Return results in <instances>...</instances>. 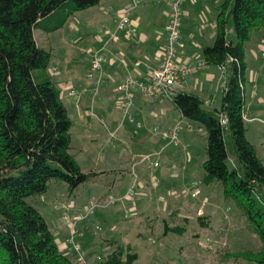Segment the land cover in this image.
<instances>
[{"label": "rangeland", "instance_id": "obj_1", "mask_svg": "<svg viewBox=\"0 0 264 264\" xmlns=\"http://www.w3.org/2000/svg\"><path fill=\"white\" fill-rule=\"evenodd\" d=\"M150 2L158 9L165 5ZM109 5L103 1L79 11L56 31H33L37 46L51 55L46 72L60 90L71 123V154L82 173L97 175L73 191L52 181L43 195L26 201L45 220L55 242L65 246L72 264H78V255L65 244L71 227L85 264H102L112 243L135 254L132 264H250L245 257L260 250L259 240L240 210L224 199L220 186L202 183L206 134L197 123L179 121L180 114L171 104L177 86L153 98L131 90L132 107L126 118L116 86L100 84L92 97L99 74L93 72L91 80L86 76L101 48L97 39H104L106 31L113 32L114 11ZM207 17L208 23L213 17L215 23L216 11ZM164 19L165 14L158 12V23ZM182 22L181 18L180 26ZM231 26L230 21L227 37L235 43ZM194 39L190 50L201 41L199 36ZM207 41L210 46L214 38L208 35ZM263 47L264 30L253 32L245 44L244 126L246 139L264 163ZM83 80L91 86L80 84ZM71 90L87 93L75 100L68 95ZM169 125L178 128L179 146L154 131L169 130ZM192 183L196 184L195 198ZM130 189L133 194L128 198ZM109 198L116 204L109 205ZM90 203L97 205L91 215L85 210Z\"/></svg>", "mask_w": 264, "mask_h": 264}, {"label": "trees", "instance_id": "obj_2", "mask_svg": "<svg viewBox=\"0 0 264 264\" xmlns=\"http://www.w3.org/2000/svg\"><path fill=\"white\" fill-rule=\"evenodd\" d=\"M103 1L0 0V264H72L26 199L43 195L52 181L73 191L97 174L82 173L71 154V123L46 72L51 55L37 46L33 31H56L69 16ZM215 11L214 41L201 53L203 66L219 68L223 81L228 72L220 105L210 109L184 92L173 93L171 104L181 118L205 131L202 183L218 184L224 199L240 210L260 243L245 260L264 264V163L244 126V50L250 35L264 30V0H222ZM230 21L235 43L227 37ZM135 259L112 243L101 263Z\"/></svg>", "mask_w": 264, "mask_h": 264}, {"label": "crops", "instance_id": "obj_3", "mask_svg": "<svg viewBox=\"0 0 264 264\" xmlns=\"http://www.w3.org/2000/svg\"><path fill=\"white\" fill-rule=\"evenodd\" d=\"M106 1L111 5L110 10L115 12H113V32L106 31L104 39H97L101 44V48L97 50L99 51L97 53L105 58L102 73L106 79L104 84L113 89L127 76L142 78L156 66L158 54L164 45L165 27L168 23L170 7L165 4L158 9V7L152 6L150 0H138L141 3L132 9L131 3L133 0ZM221 2L222 0H184L182 2L183 22L180 26L177 55L179 66L192 69L202 63V53L199 50L208 46V35L211 40L215 35L214 17L212 23H208L209 17H207V13H210V11L214 12ZM155 9L157 13L153 11ZM125 10H129L128 22L122 30H119L116 22H119L121 14ZM158 12L165 14L164 20L166 21L164 23H158ZM110 34L113 37H110ZM198 36L201 41L195 43V50H190V45L195 41L194 38ZM220 73L221 70L217 67H203L187 73L176 85L179 89L178 92L195 94L208 107H215L217 106L215 104H220L224 81L226 80V78L224 81L221 79L222 74ZM74 80L78 83L77 78H74ZM80 84L91 86L92 83L88 80H83ZM84 88L86 87L84 86ZM218 107L219 105L215 108ZM84 117L80 116L81 119ZM180 119L182 118L179 116V121ZM139 126L142 125L140 124ZM168 127L172 129L171 125ZM96 173H101V171ZM58 247L66 252L65 246L58 244Z\"/></svg>", "mask_w": 264, "mask_h": 264}, {"label": "built area", "instance_id": "obj_4", "mask_svg": "<svg viewBox=\"0 0 264 264\" xmlns=\"http://www.w3.org/2000/svg\"><path fill=\"white\" fill-rule=\"evenodd\" d=\"M157 4H168L170 7V12L168 15V23L165 27V40L162 49L160 50L157 57L156 66L149 70L144 77L138 78L136 76H127L120 84L116 86V91L120 94L119 105L121 107V113L123 118H126L128 112L132 107V98L130 91L135 90L149 98H153L157 95H161L166 90H169L173 86H176L180 79L183 78L187 73L193 72L196 69L203 68V64L199 63L196 67L192 69H186L178 65V49H179V39H180V21L182 18L181 4L184 0H152ZM141 2L138 0H133L131 3V8L134 9ZM129 10H125L120 17L118 22V29L122 30L128 22ZM133 35V34H132ZM110 37H113L110 34ZM262 56L264 57V47L262 49ZM105 64V58L103 55L96 53L91 62L90 72L87 74L86 78L91 80L93 78V72L98 73V78L94 81L96 88L91 92L92 97H96L97 88L100 84H104L106 79L103 77V65ZM224 78V75L221 77ZM87 91L83 90L82 93H77L75 90L69 92V97L77 100L82 94H86ZM129 122L133 123L134 120L130 117ZM220 124L222 127L226 126V119L221 118ZM140 124L137 123V126ZM154 131L159 132L161 139L168 140L170 144L177 146L179 144L177 138V127L166 130L159 131L158 128H154ZM113 138V135L111 136ZM148 156H145L146 159ZM153 167H157V163L153 164ZM194 190L191 192L193 198L196 197V185L192 183ZM127 197L130 198L133 194L132 190L127 191ZM109 205L116 204L113 198H109ZM97 208L96 204L90 203L87 208V214L91 215L93 210ZM96 230L99 228L96 227ZM70 237L66 240L67 243L73 246L76 252H79V245L74 242V235L71 233ZM78 264H85L83 259L79 256L77 258Z\"/></svg>", "mask_w": 264, "mask_h": 264}]
</instances>
